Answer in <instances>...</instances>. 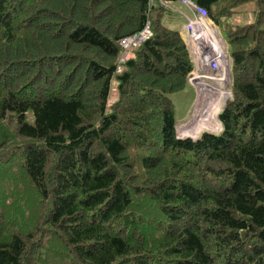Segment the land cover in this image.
Listing matches in <instances>:
<instances>
[{
  "label": "trees",
  "instance_id": "1",
  "mask_svg": "<svg viewBox=\"0 0 264 264\" xmlns=\"http://www.w3.org/2000/svg\"><path fill=\"white\" fill-rule=\"evenodd\" d=\"M191 1L233 78L195 139L181 0H0V264H264V0Z\"/></svg>",
  "mask_w": 264,
  "mask_h": 264
},
{
  "label": "rangeland",
  "instance_id": "2",
  "mask_svg": "<svg viewBox=\"0 0 264 264\" xmlns=\"http://www.w3.org/2000/svg\"><path fill=\"white\" fill-rule=\"evenodd\" d=\"M244 8H245L244 6H241L240 8H238V11L239 12L245 11ZM237 19H241L243 21L248 22L252 20V14L250 12H245L244 14H242V16H238ZM205 25H206V29L208 28L207 32H210L209 35L218 39L220 47H221L219 49V53L222 54L223 51L221 52V49L224 50L225 54L223 53V55L221 56H225L227 58L228 65H226V68L224 69V74L223 72L210 74L209 71H207L208 69L207 63L201 64L199 71H197V68L194 65V70L190 74L189 79H188L190 86H188L187 89L181 93H176V94L171 95L172 101L174 102L175 107H176V117H177V122H178L177 128L179 130V133L183 135H185V132L192 129L193 126L195 127L198 122L202 121V120L201 121H198V120L205 119L207 117V113L206 112L203 113V109L207 106V109L209 110V106L215 103L219 104V109L211 120V126L209 127L203 126L200 132H198L197 134L199 135L201 132H204V131L219 133L222 129L218 128L216 124V121L218 120L217 114H219V112L222 110L227 100L230 98V94H231V86L233 83L232 72H231L232 62H231V58L228 53V44L225 40V36L221 34L220 29L213 23V21L206 19ZM187 39H189V37L186 38V40ZM208 46L210 45H207L206 47ZM190 50L192 52L193 50L197 52L196 47L193 49L190 46ZM216 77H223V79L216 78ZM213 78L219 79L220 81H216ZM200 80H203L209 84V85L207 84L206 86H204L203 88L204 93H202L199 87L201 86L200 83H203V82H200ZM208 86L214 87V90H211L212 92L213 91L219 92L221 90L220 92L224 91V94L222 95V97L215 98L212 102H211L210 97L203 99L202 95H207L206 88ZM112 96L115 97L116 96L115 93H113ZM218 96L219 95L217 94V97ZM184 128H187V129L182 130ZM186 134H190V133H186ZM186 136H189V135H186ZM190 136H196V135L192 133Z\"/></svg>",
  "mask_w": 264,
  "mask_h": 264
},
{
  "label": "built area",
  "instance_id": "3",
  "mask_svg": "<svg viewBox=\"0 0 264 264\" xmlns=\"http://www.w3.org/2000/svg\"><path fill=\"white\" fill-rule=\"evenodd\" d=\"M181 2L188 7V9L192 12L193 16L192 17L185 15L187 17V22L182 25V30L186 38L189 37V39L186 40L189 50L190 46L193 49L195 47L197 48V52H195L194 50L192 52L190 50L197 71H199L201 64L207 63V67L211 68L214 73H224V69L226 68V65H228L227 58L225 56H221L222 54H220L218 51L213 52L216 50V45L212 46L208 44L210 46L206 47L207 45L205 46L201 43V38L207 33L205 22L206 19H208V13L206 9L196 5L191 0H181ZM150 34L151 32L149 29V24H147L141 32L133 36L121 39L120 44L125 50V54L121 58V62H123L129 57V52L133 48H135L145 39L150 37ZM216 78L223 79V77ZM213 79L216 81H220L219 79Z\"/></svg>",
  "mask_w": 264,
  "mask_h": 264
},
{
  "label": "bare ground",
  "instance_id": "4",
  "mask_svg": "<svg viewBox=\"0 0 264 264\" xmlns=\"http://www.w3.org/2000/svg\"><path fill=\"white\" fill-rule=\"evenodd\" d=\"M14 19V18H13ZM18 19V18H17ZM18 21V20H17ZM20 22H21V20H20ZM22 24V23H21ZM21 28V27H20ZM16 29V28H15ZM14 29V30H15ZM208 30V28L206 29V31ZM19 31V30H18ZM16 33V32H15ZM206 33V32H205ZM18 34V33H17ZM210 34V32H207L202 38H201V40H202V44L203 45H208V44H210V45H212V46H215L216 45V50L215 51H213V52H219V49L221 48L220 47V44H219V41H218V39L217 38H214V37H212V36H210L209 35ZM16 35V34H15ZM17 36V35H16ZM15 36V37H16ZM16 38H14V40H15ZM223 51V53L225 54V52H224V50L223 49H221V52ZM223 53H222V55H223ZM247 58V57H246ZM248 59V58H247ZM224 74V73H223ZM197 78V77H196ZM200 82H203V83H200L201 84V86H199L200 87V89H201V91H202V93H204V90H203V88H204V86H206L208 83H206L205 81H203V80H200ZM209 85V84H208ZM211 90H214V87H212V86H208L207 88H206V91H207V95H202V98L203 99H206L207 97H210V99H211V102L215 99V98H219V97H222V95L224 94V91H222V92H216V91H211ZM217 94L219 95L218 97H217ZM200 98V97H199ZM218 109H219V104H211L210 106H209V110L207 109V106L203 109V113L204 112H206L207 113V117L205 118V119H200V120H198V121H201V122H198L197 124H196V126L194 127L193 126V128L192 129H190L189 131H187V132H185V135H191L192 133L194 134V135H196L198 132H200V130H201V128L203 127V126H211V120H212V118L215 116V114L217 113V111H218ZM201 111V110H200ZM220 111V110H219ZM218 115V114H217ZM213 122V121H212ZM216 124H217V126H218V128H220L221 129V123H220V121L219 120H217L216 121ZM187 128H184V129H182V130H186ZM186 133H190V134H186ZM197 136V135H196ZM210 154V153H209ZM211 154H212V152H211ZM204 155V154H203ZM216 155V154H215ZM212 156V155H211ZM204 157V156H203ZM212 158V157H211ZM218 158V157H217ZM221 158V157H220ZM157 221V220H156ZM170 222V221H169ZM173 223V222H172ZM164 225V224H163ZM167 226V225H166ZM161 230V229H160Z\"/></svg>",
  "mask_w": 264,
  "mask_h": 264
},
{
  "label": "water",
  "instance_id": "5",
  "mask_svg": "<svg viewBox=\"0 0 264 264\" xmlns=\"http://www.w3.org/2000/svg\"><path fill=\"white\" fill-rule=\"evenodd\" d=\"M193 59V58H192ZM195 65V64H194ZM207 71H209V73L211 74V73H214L211 69H207ZM232 97V93L230 94V98ZM229 98V97H228ZM221 129H222V126H221ZM177 133H178V135H179V137H183V136H181V134L179 133V130H178V128H177ZM199 135H197V136H188V137H191V138H197Z\"/></svg>",
  "mask_w": 264,
  "mask_h": 264
},
{
  "label": "crops",
  "instance_id": "6",
  "mask_svg": "<svg viewBox=\"0 0 264 264\" xmlns=\"http://www.w3.org/2000/svg\"><path fill=\"white\" fill-rule=\"evenodd\" d=\"M191 12V11H190ZM192 14V12L190 13V15ZM196 135H198V134H196Z\"/></svg>",
  "mask_w": 264,
  "mask_h": 264
}]
</instances>
